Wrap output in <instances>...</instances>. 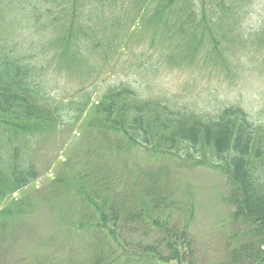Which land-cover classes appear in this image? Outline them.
<instances>
[{
	"label": "trees",
	"instance_id": "1",
	"mask_svg": "<svg viewBox=\"0 0 264 264\" xmlns=\"http://www.w3.org/2000/svg\"><path fill=\"white\" fill-rule=\"evenodd\" d=\"M119 1L0 0V264L17 262L13 250L21 222L35 213L33 195L24 192L38 178L31 142L72 117L82 139L97 142L65 169L55 189L69 207L58 210L59 226L85 250L72 264H200L191 235L194 204L177 197L173 179L179 170L196 168L221 175L228 190L230 228L216 264H264V129L243 107L221 103L209 111L175 96H145L122 83L94 103L83 88L73 99L84 94L85 103H64L38 80L37 60H48L29 37L22 40L21 20L50 29L43 48L55 50L57 72L82 79L83 48L105 52L104 39L120 28L117 17L104 19L105 9ZM133 1L135 17L144 15L140 30L169 66L202 61L228 70L225 52L250 40L246 26L238 25L249 0ZM257 35L264 43V21Z\"/></svg>",
	"mask_w": 264,
	"mask_h": 264
},
{
	"label": "rangeland",
	"instance_id": "2",
	"mask_svg": "<svg viewBox=\"0 0 264 264\" xmlns=\"http://www.w3.org/2000/svg\"><path fill=\"white\" fill-rule=\"evenodd\" d=\"M249 1L251 6L245 21L244 17L238 19V25L246 26L250 40L244 46L232 45L225 52L228 70L210 62L203 66L202 61L193 66H169L157 46H151V36H146L140 30L144 15L141 13L135 17L133 0H120L113 9H105L104 19L110 21L117 17L120 19V28L118 32L113 28L114 37L111 40L104 39L105 52L90 54L83 48L87 66L82 79L57 72V65L52 60L55 50L46 51L43 48L47 44L50 29L45 31L38 25L32 28L25 22V17L21 20L23 28L20 30L25 36L22 40L27 41L29 37L30 46L47 58L48 61L42 63L37 60L38 80L59 101L69 103L74 92L83 88V93L90 95L91 104L108 87L122 83L145 96H175L174 99L184 100L188 104L196 103L209 111L221 103L238 105L246 110L255 125L264 129V43L261 42V36L257 35L264 21V0ZM23 5L26 6V1ZM152 7L153 4L148 11ZM90 9H93V4ZM27 13V9L22 12L23 15ZM48 19L51 18L48 16ZM126 21L129 23L125 27ZM103 53L106 55L103 56ZM84 94L73 100L85 103L87 97ZM74 114L77 115L75 109ZM73 120L72 117L69 122L56 128L54 133L31 142L29 151L31 149L38 178L24 192L33 195L36 209L34 214L21 222L20 234L13 250L17 262L13 264L37 260L46 264H72L85 257L83 244L77 236L67 237L59 226L58 210L66 211L69 207L55 191H59L65 169L80 162L82 151L88 145L96 147L97 142L93 139L90 143L82 139L83 130L72 126ZM173 179L177 197L190 198L194 204L191 235L196 242L198 263H218L230 228L226 227L230 208L225 202L228 197L225 179L205 168L179 170ZM74 206L75 203L72 204ZM77 217L72 215L70 219L75 221Z\"/></svg>",
	"mask_w": 264,
	"mask_h": 264
}]
</instances>
